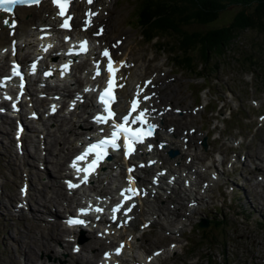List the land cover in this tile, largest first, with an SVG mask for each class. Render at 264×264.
Returning a JSON list of instances; mask_svg holds the SVG:
<instances>
[{
  "label": "rangeland",
  "instance_id": "rangeland-1",
  "mask_svg": "<svg viewBox=\"0 0 264 264\" xmlns=\"http://www.w3.org/2000/svg\"><path fill=\"white\" fill-rule=\"evenodd\" d=\"M108 2L110 11L105 25V35H114L122 40L126 61H130L131 70L136 75L140 78L154 76L161 95L159 103H171L174 107L186 108V110L192 109L195 105H202L196 113L192 111L183 113L178 109L177 114H173L174 117L171 116L165 123L174 125L173 132L176 134L181 132V128H178L179 124L182 127L188 124L193 125L200 133V135L193 133L191 138L189 136L188 146L187 144L181 146L182 151L189 153L192 156L191 161L196 164H191L190 167L193 166V170L199 171L196 178L194 177L197 184L184 190L181 176L176 178L171 188L160 189L156 196L144 199L149 202L136 208L137 221L131 223L133 227L131 235L133 234L132 238L135 239L132 245L130 244V258L133 256L140 261L141 255L144 256L151 250L157 249L162 252L161 256L149 264H227V262L229 264H264V168L262 166L264 164L262 158L264 154V76L261 74L264 71V32L244 30L222 51V55L209 54L212 59L202 69L197 67L199 74L210 75V79L206 78L203 82L201 78L193 79L192 76L189 78L188 73L172 68L173 66L171 67L168 62L167 57H170L168 53L165 50H157L156 36L153 39L142 38L138 27L135 26L136 23L129 17L133 11L132 0H108ZM236 9V7H228V13L224 17H228L229 13L232 15ZM159 36L167 47L170 39ZM245 54L251 56L250 59L254 62L252 65L245 63ZM121 57L116 56L117 61ZM260 70L263 71L259 72ZM201 87L202 90H200ZM198 89L200 94L196 95ZM166 99L168 101H165ZM87 102L89 100L85 104ZM212 109L214 111L209 112ZM214 118H224L225 123L213 120ZM58 120H60L59 117H56L54 121ZM46 122L44 120L35 123L38 126L37 131L40 125H45ZM12 124L13 121L0 117V264L26 263L24 254L26 246L14 240L19 237L17 233L21 232L20 229H24V222L32 229L30 232L25 227L26 232L24 231L30 234V240L42 238L46 243L52 242V247L50 246L48 250L44 247L37 249L34 257L35 261L38 260L37 264H41L42 260L64 264L65 260L70 259L69 256L72 253H69L66 248V245L68 244L69 248L70 244L61 243L60 240L55 241L51 237L57 232L54 225L59 221L57 215L59 202L52 204L46 200L47 197H53L56 194L52 192L54 182L49 180L48 174L50 177L51 174L55 175L50 163L54 159L52 155L55 152L52 145L54 144L56 148L55 139L63 137L61 130H57L61 133L57 137L55 135L58 133L52 135L54 133L52 131L47 134L50 138L43 136L42 139H37L35 143L37 154L34 153V156L40 155L42 160L43 156L46 158L38 163L32 158V153L28 154V157L25 154L16 155L13 141H10ZM67 127H62V132ZM4 131L7 137L2 134ZM64 134L66 136L70 132L65 131ZM202 135L205 136L207 143L204 149L197 143V139L202 138ZM41 140H45L44 144L47 148L53 149L52 155L46 149L40 150ZM179 161L181 165L184 163L181 158L174 161L175 166L167 165L176 174L178 169H181L180 165L177 166ZM207 165H209L208 170L204 173L203 169ZM211 170L219 172V179L210 186L208 189L210 191L206 192V197L203 198L198 188L200 182L207 181L208 172ZM114 171L115 169L112 170ZM23 180L28 184L27 192L32 194L29 195L31 200L28 199L27 210L17 206L19 197L17 192L20 193L18 186ZM57 183L60 184V181ZM43 184H46L45 199L42 196L43 192H40ZM56 188L58 186H55L54 190ZM103 188L107 190L109 186L103 185ZM37 195L42 201H34L39 199ZM193 198L196 200H194L195 207L188 203L189 199ZM152 207L155 209L150 212ZM46 209L50 210L53 216L47 213ZM37 216L41 219L36 218ZM150 217H152V223L146 228L138 229L137 226ZM199 217H208L212 221L209 228L203 232L197 230L194 225ZM32 218L38 221L35 227H33ZM219 219H221L220 222ZM88 234L79 235L77 242L79 240L78 243L81 245L86 243L90 238ZM82 237L85 238L81 241ZM28 238L25 237L24 240L30 241ZM103 244L105 247L106 241ZM170 244L174 247L168 248ZM53 253L56 256H53ZM91 253L90 250L85 249L78 251L76 257L72 255V262L75 263L73 259L81 256L93 261L95 257ZM124 261L126 262V259ZM131 262L132 260H129L127 264Z\"/></svg>",
  "mask_w": 264,
  "mask_h": 264
},
{
  "label": "bare ground",
  "instance_id": "bare-ground-1",
  "mask_svg": "<svg viewBox=\"0 0 264 264\" xmlns=\"http://www.w3.org/2000/svg\"><path fill=\"white\" fill-rule=\"evenodd\" d=\"M26 10H24V12L18 18V24L19 25L17 27L16 26L13 27L12 26L13 24H10L8 26V25H2L0 23V47H4L7 44L8 38L5 36V34L8 32L9 29H11L12 32L17 33L18 35L25 34L27 32V27L28 26H31L33 24V21H43V20L44 21H47V19L49 20V16L51 14L48 6H46L45 4H40L39 7L38 8H35V9L28 8ZM71 11L74 14V20H76V21L78 20V17L82 16L81 15L82 13L88 12L87 15L91 16V23L93 24V26L97 25L99 27H102V33L100 34V36L98 38L99 42H102V44L108 45L111 48L112 54H113L114 57L115 56H122L118 61H117V59H116V61H113V67L119 69V72H117L116 74H117V76H119L121 74V77H122V81L123 82H124V75H126V80L125 81H127V83H124V87L121 88L120 91H119V97L121 98L124 94L127 93V91H129L130 86L132 84H134L135 82H137V80L140 77L138 75H135L134 74V72L131 70V68H132L130 66L131 64L130 63H127V61H126V58L127 57L125 58V55H124V44H123L122 40H119V38L115 37L114 35H110V34L109 35H105V33H106L105 32V25L107 23L106 22L107 21V17L109 16L108 12L110 11V6H109L108 0L107 1H104V0H93L92 4H90V5H86L84 3L82 4L81 2L75 1V2H72ZM90 13H94V15H90ZM16 18H17V16H16ZM90 31H93V30H90ZM121 63H124L126 66L121 67ZM153 79L152 80H149L151 83H148L149 81L143 83V87H144L146 93H149L150 92L154 96L158 97V98L155 97V100L154 99H150V100H145L144 101L145 107H147L149 109V114H150L151 118L158 125L157 126V132L155 133V136L152 137V139H150L152 141H156L155 142L156 143V148L153 151H151V153H145L144 150H143V146H140L138 148V152H137V159L139 160L140 158H142V156H144V155H150L151 154L150 159L152 160V163H154V165L152 167H150V168L144 167L142 169H139V172L142 173L143 175H147L146 172L151 171V169H153L156 166L158 167V169L155 170L156 171L155 174L151 175L152 181H150V182L149 181H146V183L149 184V185L146 188L144 186H142V189H143L144 193H147V192L148 193H151V192L155 193L154 189L157 188L156 184H163V187H160V188H162L163 190H165L166 187L171 188L172 185L176 182V178L182 176V186H183V189L184 190H188L191 186H196L197 182L195 181V178H196V175L199 174V171L193 170V166H191L192 168L190 167V165L191 164H195V162L194 161L193 162L191 161L190 164H189L190 158L187 155L188 153H185V152L181 151V154H180V150H179L180 156L178 155L175 158L169 159V158H166V156L164 155V149L163 148H160L159 142H163V143L167 144V145H165L166 147L178 148V149H179V147L181 146L182 143L179 142V140H177L179 138L177 137V134L176 133H174V132L172 133L176 137L175 136L173 137V135L171 134V132H170L169 129H172L173 130L174 129L173 125L170 126V127H168L169 124L168 125L165 124L166 123V117H168V116L171 117V116H173V114L175 115L176 110L172 106V113H170L171 112V110H170V103H159V101L161 99V95L158 93L159 88H158V86H156V84H154ZM162 84H163V82H162ZM86 101L83 102V104H84L85 107L87 106V103H89V102H87L85 104ZM39 102L41 103V102H43V100H41ZM35 104H36V102H35ZM81 106H82V104L80 105V107ZM32 109H33V112H34L35 107L32 106ZM20 112L21 111L19 110V113ZM77 122H79V125L74 126V124H72V128L71 127H67L66 128L67 131H69L70 133L73 132L74 129H80V131H85L87 129L86 128L87 126H91V124L88 121L86 122V121L81 120V121H77ZM53 123H56V121H54ZM23 129H24V126L22 127L21 132H19L17 134L19 141L22 140V136L20 134H22ZM57 130H61V127H57ZM186 130H188V129H186ZM4 132H5V134H4ZM4 132H2V134L7 137L6 131H4ZM7 133H8V131H7ZM38 133H39V131H38ZM46 134H49V131H46ZM180 134H182V132H180L179 135ZM52 135H54V133ZM80 135H82V134H76L74 136V138L72 139V141H70L69 139L65 138L64 136L62 138L61 137H57V139L54 138L55 139V144H56V142L60 143V147H58V150L57 151L58 152H62L63 149H66V151H68L70 149H75L74 143H75L76 139ZM10 141H12L11 138H10ZM26 142H27V145H28L27 148L33 149L32 155H34V153L37 154V152H36L37 147H35V145L33 144V140H27ZM66 144H69V145L66 146ZM52 148L55 149L54 148V144L52 145ZM153 148L154 147H152V149ZM25 150H26V148H25ZM26 151H28V150H26ZM47 151L49 153V150H47ZM27 154L30 155V153H27ZM181 156H183V157H181ZM144 158L145 157H143V159ZM181 158H183L184 163H182V165L180 164V161L177 163V166L180 165L181 169H178V173L176 174L174 171H172V169L170 167H171V164L173 166H175L176 163H174V161L175 160H180ZM116 159L118 160L117 161V164H115L116 166L117 165H124L125 164V161L122 160V159L120 160L119 157H116ZM48 161H49V159H48ZM112 163H114V162H112ZM104 165H106V166L103 167V169L105 170V169H107V164H104ZM167 165H170V167L167 166ZM124 166L126 168H128L129 164L126 163V165H124ZM53 167H55V171L56 172L60 171L61 168H62L60 163L58 165L54 164ZM125 167L123 168V173H125L127 175V170L125 169ZM143 172H145V173H143ZM56 184L54 185V187L52 189V192L53 193H56L55 196H53V197H47L49 199L46 198V200H48L50 203L52 202V204H53V202L54 203L55 202H58L59 196L62 197L61 199H65L64 198V195L65 194L62 193V191H60L57 182H56ZM212 184H213V181H209V183L200 182V187H199L200 192L201 193H204V189H203L204 187L203 186L212 185ZM103 185H104V183H100L96 187V193H98V194L101 193L102 194V197H105V196H107V193L104 190V188L102 187ZM42 186H43L42 187V191H40V192H43L42 196H43V199H45L44 192H46V190H45L46 184H43ZM55 186H58V188H56L54 190ZM21 195H22L23 199L25 200L24 201L25 202V207L27 208L28 199L31 200L30 197H29V195H32V194H29L27 191H25V193L24 194H21ZM13 196H16V194H13ZM37 197H39V199H34V201H38V200L42 201V199L40 198L39 195H37ZM134 199H135V196L133 195V197H131V199L127 203H125V204L128 205V204L132 203V200H134ZM144 199H145V197L141 198L139 200V203L135 206V208L136 207H139L140 205L145 204V202L146 203L149 202L148 200H144ZM193 200H195V199H193ZM17 201H18V204L21 203L19 197H18V200ZM68 203H70V202L68 201ZM101 203H103V201H101ZM59 204H60V202H59ZM42 206H44V205H42ZM135 208H132L133 211H134V213L136 211ZM154 209L155 208L152 207L150 212H152ZM46 211H47V213H49V214H51L53 216V214L51 213L50 210L46 209ZM133 214L129 217V219L125 223V225L127 226L128 229L127 228L124 229V232L114 233L113 231L108 230V227L107 226H106V229L105 230H106L107 233H109V236L111 237V240H115V241L117 240V241L124 242V246L123 247L125 249L123 250L122 256L124 257V259H126V264H127V262L129 260H132V262L129 263V264H149L151 262L153 263L158 256H161V253L162 252L151 253L149 255H145L144 254V256L141 255L140 261L138 259H135L133 256L130 258V253L129 252H130L131 249H130L129 240L133 236V234L131 235V233H133V227H131L132 226L131 223H132V221H134V222L137 221V215L136 214L133 215ZM37 215H38V213H37ZM36 218H39V217L37 216ZM118 218H119L120 221L124 222L125 217L119 216ZM39 219H41V218H39ZM32 220H33L32 221L33 227L37 226V223H38L37 219L32 218ZM151 221H152V217L147 218L141 224L138 225V229H140L139 226H142L143 228L144 227L146 228L147 225H148L147 223H149ZM53 222H55V221H53ZM53 222H51V223H53ZM108 223H110V222H108ZM24 226L26 227V230H28L30 232L32 231L31 227H29V225H27L26 222H24ZM25 227H24V229H20L21 232H18L17 231L18 232L17 233V236H19V237L18 238H14V240L16 242H18L20 245H22L24 247L26 246V248H27L26 251H25V253H24L25 254V257H26V263L25 264H36V261H35V258L34 257H35V253H36L37 249H41L42 247H44V248H46V250H48V249H50V246L52 247V244H51L52 242L51 241H48L46 243V242L43 241L42 238L41 239H38V238L31 239L32 242H30L31 241L30 239H29L30 241H28L26 239L24 240L25 237L28 238L29 235H30V234L24 233ZM54 227H56L57 232H56L55 236H51V237L54 238L55 241H59V240H61L60 233L61 232H64V231L61 228V226L58 224V222H56V224L54 225ZM86 233L91 234V236L88 234V236L90 238H89V240L87 239L88 241L86 243H82V245H81L80 243L77 242V238L75 239V241H73L74 242V245H75V249H76V252L75 253L74 252L70 253L71 252L69 250L70 246L68 248L67 247L68 244L66 245V248L68 249V251L70 253L69 258L71 259V261H72V258H73L72 255H74L76 257L78 251L81 252L83 249L90 250L92 252L91 254L93 255V257H96L97 254H98V248L101 245L104 246L103 242L105 241V239H107L105 236L102 235L101 238H100V241H99V239L95 238V236L93 234L94 231L86 232ZM141 233H142V231H141ZM40 237H41V235L39 236V238ZM109 244H110V241H106V245H109ZM114 247H116V246H113V249H114ZM170 247H174V245L173 244H170L168 246V248H170ZM56 254L53 253L52 255L53 256H56ZM111 258H114L115 259L114 262H116V258H117L116 256L111 255V256H108L107 257V259H111ZM73 260L76 261V262H78V264L79 263L80 264H95L96 263L94 261H91V259H86L84 256L77 257L76 259L74 258ZM82 261H83V263H82ZM41 264H54V263L53 262L46 263V262L42 261Z\"/></svg>",
  "mask_w": 264,
  "mask_h": 264
},
{
  "label": "trees",
  "instance_id": "trees-1",
  "mask_svg": "<svg viewBox=\"0 0 264 264\" xmlns=\"http://www.w3.org/2000/svg\"><path fill=\"white\" fill-rule=\"evenodd\" d=\"M132 1L129 17L142 38L156 36L157 49L165 50L177 69L195 75H198L197 67L202 69L212 59L209 54L222 55L244 30L264 32V0ZM228 7L237 9L225 18ZM159 35L170 39L167 47ZM250 57L244 55L245 63L252 65ZM261 74L264 76V71ZM210 223L207 227L196 224L195 228L203 232Z\"/></svg>",
  "mask_w": 264,
  "mask_h": 264
},
{
  "label": "snow or ice",
  "instance_id": "snow-or-ice-1",
  "mask_svg": "<svg viewBox=\"0 0 264 264\" xmlns=\"http://www.w3.org/2000/svg\"><path fill=\"white\" fill-rule=\"evenodd\" d=\"M88 3H92L93 0H87ZM40 0H0V10H3L5 12L11 13L13 8L17 5H33V4H39ZM53 3L56 4V6L60 9L59 15L61 17H66L64 19V22L61 24V27L68 28L70 30L71 26L68 23L69 20H71V16H66L68 6L71 3V0H53ZM90 15H94V13H90ZM4 24H8V20L3 21ZM15 26L14 24L12 25ZM87 45V41L81 42V50L87 51V48L85 47ZM103 55L105 57H108V67L107 71L111 73V78L107 81V87L103 89L99 93V103L102 105L103 112L101 114H98L95 117V121L98 124H107L109 125L111 131L107 136H104L103 138L97 140L95 143H90L82 152L80 155L75 157L74 161L72 162V167L76 169L77 172H83L84 176L81 181V183H87L89 175H91L96 167L99 165V162L104 159V157L108 154L107 149L110 147L113 150H116L120 147V144L118 141L121 140L123 136L124 145L127 147L128 151L126 155H131L133 151H135L134 145L136 143H142L145 136H150L151 131L145 132L141 128H132L130 125L139 123L140 125L148 124V121L146 119L147 114L149 113V109L147 107L141 108L140 105L145 100H150L151 97L149 96H142L143 89H141L139 86H137V92L135 95V98H133L130 101V108L126 115H123L120 117V122H116L117 114L113 109L111 108V104L115 103V89L117 87L123 88V84H117L116 82V73L119 72L118 68H114L113 61L111 60V57L109 56V52L107 49L103 52ZM126 66L124 63H121V67ZM35 64L32 65V69H35ZM64 68L67 69L68 65L65 64ZM96 76H99L100 73V66L97 64L96 66ZM14 73L16 75H19V72L15 71ZM50 73L46 72L45 75H49ZM95 79V76L93 77ZM148 83H151L150 81ZM23 85H21L22 87ZM87 90V89H86ZM7 99H11V97H6ZM54 110V109H53ZM135 114V115H134ZM111 122V123H109ZM154 125H148L149 129L154 128ZM101 133L104 132V129H100ZM94 156V158L88 162L84 167H80L79 163L82 161H87V158L89 156ZM131 171V169H130ZM69 183V188H75L79 185ZM126 191L131 192V189H127ZM123 195V193H121ZM122 205H118L115 208L112 209V212L115 214L117 211L120 210ZM131 209L129 208L128 211ZM95 211L101 212L103 209L96 208ZM81 214H87V209H80ZM115 215H113V219H115ZM83 220L79 219H70L68 221L69 225H75V224H83ZM123 247V246H122ZM117 255L120 252V249H117ZM106 258L109 254H105Z\"/></svg>",
  "mask_w": 264,
  "mask_h": 264
},
{
  "label": "water",
  "instance_id": "water-1",
  "mask_svg": "<svg viewBox=\"0 0 264 264\" xmlns=\"http://www.w3.org/2000/svg\"><path fill=\"white\" fill-rule=\"evenodd\" d=\"M176 153H177V150L176 149H168L167 150V154H168L169 157L174 156ZM198 226L199 227H205V226H207V220L206 219L200 220L199 223H198Z\"/></svg>",
  "mask_w": 264,
  "mask_h": 264
}]
</instances>
